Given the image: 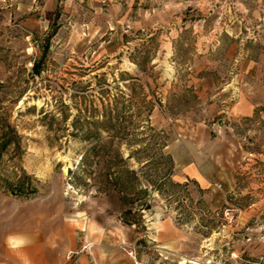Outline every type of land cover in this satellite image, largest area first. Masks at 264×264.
Masks as SVG:
<instances>
[{
	"label": "rangeland",
	"instance_id": "374dc122",
	"mask_svg": "<svg viewBox=\"0 0 264 264\" xmlns=\"http://www.w3.org/2000/svg\"><path fill=\"white\" fill-rule=\"evenodd\" d=\"M251 88L264 0H0V264H80L102 234L104 264H264V104L234 112ZM201 130L205 185L177 173ZM14 239L53 250L23 262Z\"/></svg>",
	"mask_w": 264,
	"mask_h": 264
},
{
	"label": "crops",
	"instance_id": "0c3cea01",
	"mask_svg": "<svg viewBox=\"0 0 264 264\" xmlns=\"http://www.w3.org/2000/svg\"><path fill=\"white\" fill-rule=\"evenodd\" d=\"M253 62V61H252ZM260 104H264V92H261L260 95H257L256 93L253 95V89L245 92L244 94H241V97L239 98L237 104L234 107V112H238L237 115H253L254 110L259 106ZM231 138H224L221 139V142L223 144V150L224 155L222 156L224 163L229 162L228 154H229V140ZM204 143L208 144V147L204 145ZM211 137L210 134L207 131L201 130V132L196 133L192 137V142H185L181 141L180 143H176L177 146H186L188 149L185 153V158L181 160L182 162L177 165V173L182 177H190L192 179L197 180L199 183H201V179L204 181H210L211 180V169L209 164L211 163V159L216 158L218 154V149L216 148V142L214 143V147H211ZM179 162L178 160H176ZM113 195L110 194L106 196L107 198H111ZM109 209L113 210V206L110 204V202H106V204L103 205V210L106 217H108ZM111 216V215H110ZM82 223H80L81 226ZM97 237V235H93V238ZM107 235H99L98 239H96L93 250H91L92 254V260H88V256L85 253H81L79 256V262L80 264H92V261L95 262V264H104V260L108 258L106 255L109 251V249H112V244H102L103 241H107ZM109 240V239H108ZM74 242V237L69 235V250L70 248H76L72 244ZM109 242H112L111 240ZM53 246L43 242V241H33V242H27L22 243L20 246H17L11 249L13 257L16 259L23 261V262H45L49 255L46 252L48 249H52ZM112 259V256H109ZM51 258V257H50ZM89 261V262H88Z\"/></svg>",
	"mask_w": 264,
	"mask_h": 264
},
{
	"label": "bare ground",
	"instance_id": "6f19581e",
	"mask_svg": "<svg viewBox=\"0 0 264 264\" xmlns=\"http://www.w3.org/2000/svg\"><path fill=\"white\" fill-rule=\"evenodd\" d=\"M201 183L204 184V185L206 184V182L203 179H201ZM75 225H76V223L74 221L68 222V227H69V231H70L71 235H73V230H74L73 227ZM166 227H167L166 223L159 222L158 228H159V232L160 233H162L163 231H165ZM22 243L23 242L21 240L14 239V240H12V248L15 249V247L20 246Z\"/></svg>",
	"mask_w": 264,
	"mask_h": 264
}]
</instances>
